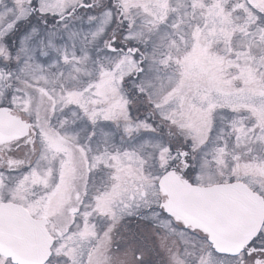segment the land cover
I'll return each mask as SVG.
<instances>
[{
    "label": "snow or ice",
    "instance_id": "6c2138e0",
    "mask_svg": "<svg viewBox=\"0 0 264 264\" xmlns=\"http://www.w3.org/2000/svg\"><path fill=\"white\" fill-rule=\"evenodd\" d=\"M0 264H264V0H0Z\"/></svg>",
    "mask_w": 264,
    "mask_h": 264
}]
</instances>
